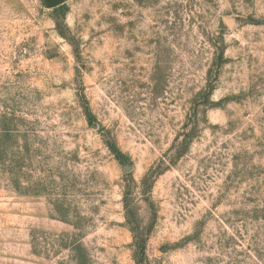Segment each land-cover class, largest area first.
<instances>
[{"label": "rangeland", "instance_id": "rangeland-1", "mask_svg": "<svg viewBox=\"0 0 264 264\" xmlns=\"http://www.w3.org/2000/svg\"><path fill=\"white\" fill-rule=\"evenodd\" d=\"M0 264H264V0H0Z\"/></svg>", "mask_w": 264, "mask_h": 264}]
</instances>
